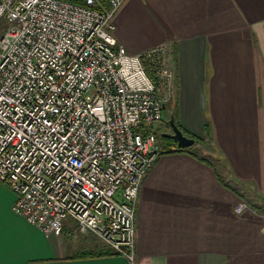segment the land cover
Here are the masks:
<instances>
[{
	"label": "crops",
	"instance_id": "crops-1",
	"mask_svg": "<svg viewBox=\"0 0 264 264\" xmlns=\"http://www.w3.org/2000/svg\"><path fill=\"white\" fill-rule=\"evenodd\" d=\"M115 22L131 54L172 46L164 117L204 153L160 154L143 180L136 264H264V0H126ZM16 198L0 181V264L127 263L74 220L43 231ZM91 251L111 253L77 256Z\"/></svg>",
	"mask_w": 264,
	"mask_h": 264
},
{
	"label": "built area",
	"instance_id": "built-area-1",
	"mask_svg": "<svg viewBox=\"0 0 264 264\" xmlns=\"http://www.w3.org/2000/svg\"><path fill=\"white\" fill-rule=\"evenodd\" d=\"M125 1L0 0V181L43 231L74 220L136 264L137 202L161 154L152 125L174 71L172 46L131 54L118 43Z\"/></svg>",
	"mask_w": 264,
	"mask_h": 264
},
{
	"label": "trees",
	"instance_id": "trees-1",
	"mask_svg": "<svg viewBox=\"0 0 264 264\" xmlns=\"http://www.w3.org/2000/svg\"><path fill=\"white\" fill-rule=\"evenodd\" d=\"M68 1H72L78 4L86 3V0H68ZM98 1L101 3L99 6H97L98 9H101L102 7H108L109 0H98ZM145 66L147 69V73L154 79L156 84H158V81L155 78V72L152 64L149 61H145ZM175 116H176V112H175ZM152 129L153 132L155 133L157 143L161 148V154L187 151L192 155L199 156L197 151L198 148L194 146L185 147V146H181L178 143L177 139L173 136V131L169 123V117L168 118L164 117L162 120L153 123ZM206 129H207V133H210L209 128ZM202 159L208 162L207 158L203 157ZM110 253H111L110 251H99V252L91 251V252L80 253L77 256L80 257L97 256V255H104Z\"/></svg>",
	"mask_w": 264,
	"mask_h": 264
},
{
	"label": "water",
	"instance_id": "water-1",
	"mask_svg": "<svg viewBox=\"0 0 264 264\" xmlns=\"http://www.w3.org/2000/svg\"><path fill=\"white\" fill-rule=\"evenodd\" d=\"M169 123L173 131V136L177 139L178 143L181 146L190 147L195 144V138L185 134L183 130L178 126L174 111L170 113Z\"/></svg>",
	"mask_w": 264,
	"mask_h": 264
},
{
	"label": "rangeland",
	"instance_id": "rangeland-1",
	"mask_svg": "<svg viewBox=\"0 0 264 264\" xmlns=\"http://www.w3.org/2000/svg\"><path fill=\"white\" fill-rule=\"evenodd\" d=\"M5 29H6V23L4 22V21H2V20H0V38L2 37V35H3V33H4V31H5ZM166 117L168 118H170V116L168 115V113L166 114ZM198 148V147H197ZM160 151H161V148H160ZM197 151L199 152V153H201V154H204L203 153V150H201V147H199L198 149H197Z\"/></svg>",
	"mask_w": 264,
	"mask_h": 264
}]
</instances>
